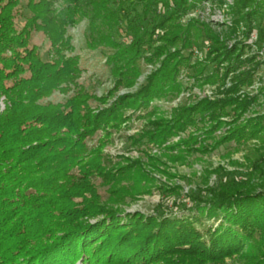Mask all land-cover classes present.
<instances>
[{"label":"trees","instance_id":"1","mask_svg":"<svg viewBox=\"0 0 264 264\" xmlns=\"http://www.w3.org/2000/svg\"><path fill=\"white\" fill-rule=\"evenodd\" d=\"M203 1L0 0V264H264V184L258 192L250 180L197 188L171 215L121 206L151 192L152 171L165 173L152 148L177 150L169 153L175 161L255 142V159L244 162L264 181V113L249 115L264 85L248 92L264 61L245 57L264 0H233L229 36L243 29L246 42L230 45L209 24L184 19ZM83 20L86 49L99 52L113 79L100 97L80 83L84 69L68 35ZM204 48L195 61L184 55ZM146 66L153 70L138 88L116 96ZM187 69L186 89L178 78ZM193 86L215 93L162 112L160 102ZM55 93L63 98L48 100ZM135 121L143 127L125 140L138 157L106 153Z\"/></svg>","mask_w":264,"mask_h":264},{"label":"rangeland","instance_id":"2","mask_svg":"<svg viewBox=\"0 0 264 264\" xmlns=\"http://www.w3.org/2000/svg\"><path fill=\"white\" fill-rule=\"evenodd\" d=\"M210 0L209 10L202 14V21L209 24L212 30L220 39L228 38L229 45L233 44L236 40H244L241 34L243 29L237 32L235 36L230 38L229 32L230 27L233 25V16L229 12V7L232 6L233 0H223V3L218 4ZM198 15V14H197ZM195 15V17L197 16ZM188 16L184 19L186 20ZM24 24L23 20L16 22L18 28L22 27ZM87 20H83L77 27L69 29L68 35L72 38V44L74 46L73 55H77L82 64L84 72L81 75L80 83L85 86H89L94 90V93L100 97L105 95L109 90L112 89L113 79L109 74V69L104 65V60L99 59L98 51H88L85 47V41L88 34L87 31ZM252 36L254 39L249 41L248 48L246 49L245 57H256V61L261 63L264 61V18H255L252 24ZM36 44L40 46V51L45 52L46 45L44 40L36 38ZM246 40H244V43ZM207 42H204L206 44ZM204 48L202 51L197 53H191L189 50L184 52L185 56H190L192 61L200 59L203 57ZM256 71L255 84L253 87L248 89V92L252 95L256 93V89L260 85H264V64H260ZM214 66L209 65L205 74L208 75ZM255 69V64L251 66ZM153 70L151 66H146L144 73L139 77L136 84L130 89L120 90L116 96L122 95L127 92H134L138 86L143 82L144 78ZM192 69L183 70L180 74L178 80L186 89L192 85ZM215 93V87L205 86L199 89L193 86L191 91H183L179 95L166 98L164 101L160 102L162 112L169 114L172 108H177L183 105H187L190 100L189 96L194 95L197 99H201L204 96L212 97ZM63 97L55 93L50 99L59 101ZM3 109V102L0 99V111ZM264 113V99L259 98V101L251 107L249 115ZM143 127L142 123L134 122L132 128L129 131L116 134L114 137L113 144L107 146L105 152L109 153L114 157H119L122 155L136 158L139 153L135 151L133 147L130 146L129 142L125 140V135L134 134ZM219 135V132L216 133ZM179 138H172L166 145L173 146L178 141ZM95 140H90L88 145H93ZM209 144L210 142H206ZM249 147L245 149L236 150L234 145L226 144L215 150H211L207 154H191L185 155L183 159L172 161L169 159V153L172 152L176 155L177 150L169 151L164 153L163 151L152 148L150 154L152 156L158 157L165 164L162 168L165 173L160 174L156 171L151 173L155 177V181L148 187L151 190L149 194L136 196L135 201L129 202L128 205H121L125 208L126 212L134 213L140 212L143 214H165L171 215L172 213H179L177 209L178 203L184 201V203H189L188 199L184 198V195L192 192L197 188L206 187H220L226 186L232 180L238 183L250 180V188L253 191L258 192L264 181L258 178L257 174L251 173L248 165L244 162V158L247 156L250 159H255V154H253V148L255 147V142L248 145ZM161 154V155H160ZM264 167V166H263ZM220 169L219 173H214L216 169ZM128 182L125 185H131ZM168 188H174L179 186L182 191L179 195L175 193H169V191H164L163 186ZM162 188V189H161ZM203 198V197H201ZM227 264H241L240 261H226Z\"/></svg>","mask_w":264,"mask_h":264},{"label":"built area","instance_id":"3","mask_svg":"<svg viewBox=\"0 0 264 264\" xmlns=\"http://www.w3.org/2000/svg\"><path fill=\"white\" fill-rule=\"evenodd\" d=\"M209 3H210V0H204L201 3V5H199L197 8H195L194 10H192L186 16H188V18H196V19H199L200 21H202V16H203L202 14H204V12H206L207 10H209V7H208L209 6ZM195 15H197V16L195 17ZM250 39L253 40L254 37L251 35ZM195 53H197V51H195Z\"/></svg>","mask_w":264,"mask_h":264}]
</instances>
